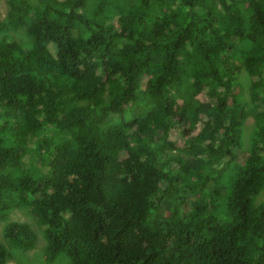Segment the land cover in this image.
Segmentation results:
<instances>
[{
    "label": "trees",
    "instance_id": "obj_1",
    "mask_svg": "<svg viewBox=\"0 0 264 264\" xmlns=\"http://www.w3.org/2000/svg\"><path fill=\"white\" fill-rule=\"evenodd\" d=\"M6 2L0 264H264V0Z\"/></svg>",
    "mask_w": 264,
    "mask_h": 264
},
{
    "label": "rangeland",
    "instance_id": "obj_2",
    "mask_svg": "<svg viewBox=\"0 0 264 264\" xmlns=\"http://www.w3.org/2000/svg\"><path fill=\"white\" fill-rule=\"evenodd\" d=\"M6 11V6L3 0H0V19L3 17L4 13ZM10 40H13L17 42L21 47H26L30 43V38L27 35L25 28L20 27L17 29L16 34L9 32ZM2 36V33H0V37ZM238 82L240 84V89L244 94H247L248 90V78L245 76L244 73H242L239 78ZM249 96V94H248ZM252 125V122L248 119L244 123L243 127L241 128L244 133H248V130L250 129V126ZM174 131H172L171 136L174 135ZM191 130L190 129H183V137L189 136ZM248 133V137H249ZM183 137H179V143H183ZM249 145V142H248ZM24 159L27 160V157L22 158L21 162H24ZM9 221H21L26 222L29 224L30 228L33 230L36 241L35 246L31 250H23L15 247H10V251L12 254L11 262H8V264H15L16 262L18 264H67V256L64 253L58 254L54 259H46L47 252H46V244L45 239L42 236V233L38 230L39 225L36 223V220L34 216L31 215V213L26 208H17L13 209L9 214ZM5 224L4 221H0V241L3 240L2 238V228Z\"/></svg>",
    "mask_w": 264,
    "mask_h": 264
},
{
    "label": "clouds",
    "instance_id": "obj_3",
    "mask_svg": "<svg viewBox=\"0 0 264 264\" xmlns=\"http://www.w3.org/2000/svg\"><path fill=\"white\" fill-rule=\"evenodd\" d=\"M3 1H4V3H5V6H6V11H5L3 17H1L0 20H3V19L5 18L6 14H7V11H8V4H7L6 0H3ZM242 73H244L245 76L248 78L247 73H246L243 69L239 72L238 76H240ZM0 120H1V119H0ZM186 129L188 130V128H186ZM190 130H191V129H190ZM219 131H221V130H219ZM242 136H243V139H242V145H243V148H240L239 151H240V155H245V154H246V152H245V149H246V140H247L248 133H243ZM183 141H184V137H183ZM244 148H245V149H244ZM14 209H17V208H14ZM20 209H22V208H20ZM30 213H31V212H30ZM31 215L33 216L32 213H31ZM8 218H9V217H8ZM3 226H4V225H3ZM2 229H3V228H2ZM38 230L40 231L39 227H38ZM40 233H41V231H40ZM2 238H3V236H2ZM45 244H46V241H45ZM34 246H35V245H34ZM32 248H33V247H32ZM32 248H30V249H26V250H31ZM23 250H25V249H23ZM47 258H49V257L46 256V259H47ZM54 258H55V257H54ZM54 258H50V259H54Z\"/></svg>",
    "mask_w": 264,
    "mask_h": 264
}]
</instances>
